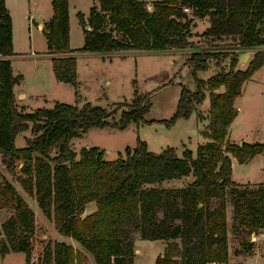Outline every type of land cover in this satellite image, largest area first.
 I'll return each mask as SVG.
<instances>
[{"label":"trees","instance_id":"obj_1","mask_svg":"<svg viewBox=\"0 0 264 264\" xmlns=\"http://www.w3.org/2000/svg\"><path fill=\"white\" fill-rule=\"evenodd\" d=\"M95 1L87 23L81 12L76 13L83 33L77 50L191 47L192 19L204 16L205 40L228 37L241 51L264 43V0H155L150 9L144 0ZM51 6L52 15L42 29L52 54L51 70L56 80L76 85L75 57L63 54L70 50L67 0H51ZM11 53V19L0 0V160L9 172L21 160L22 188L56 231L75 240L94 264H133L135 232L142 239L167 241L155 264L226 262L227 199L235 228L246 235L264 232V184L241 186L231 178V157L246 162L263 151L264 142H225L237 113L234 100L243 82L263 64V51H255L244 69L235 68L238 57L232 56L227 69L206 79L197 78L195 71L208 67L207 58L226 53L195 48L189 53L185 62L193 65L195 89L180 84L175 110L164 121L188 116L207 90V123L201 130L205 140L194 155L184 148L177 156L172 147L155 153L136 138L133 147L124 148V156L119 153L113 160H106L97 146H82L76 157L70 139L94 127L123 129L130 122L147 121L143 115L150 107L149 93L135 90L129 102L112 103L109 109L90 101L79 106L55 101L49 108L26 112L15 102L13 85L21 75L12 73ZM118 109V120L111 122ZM27 129L32 136L25 138L24 146H15L16 134ZM189 174L193 178L183 186L162 185ZM89 202L95 209L84 213ZM0 207L12 208L0 223V254L23 252L27 264L34 246V212L1 172ZM84 262L71 244L55 240L44 246L43 264Z\"/></svg>","mask_w":264,"mask_h":264},{"label":"rangeland","instance_id":"obj_2","mask_svg":"<svg viewBox=\"0 0 264 264\" xmlns=\"http://www.w3.org/2000/svg\"><path fill=\"white\" fill-rule=\"evenodd\" d=\"M7 1L10 19L13 21V25L11 21V67L16 74L30 75L33 68L32 59L43 58L46 55L45 36H43V32L36 29L35 23H31V32H28L26 21L22 18L27 0ZM82 1L74 0V3L81 5ZM144 1L151 5L155 0ZM76 13L77 11L70 18L71 42L74 47L80 48V26L77 25ZM194 19L192 20L194 21ZM197 24L200 26V23L197 22ZM194 25L191 26L193 31L189 37L190 41L192 38V46L185 47L187 49L184 52L178 51L176 47L170 48L171 53L151 49H128L103 58L99 53L77 50L80 52L77 57V85L65 83L62 85L63 88H48L45 94L34 92L23 100L25 106H21V99L15 97L16 105L19 108L22 107L26 112H31L38 107H51L56 99L78 106L79 101L85 99L92 104L109 109L112 107V103L129 102L135 90L138 93L148 92L150 107L143 117L149 120L152 118L151 121L130 122L123 129L112 126L90 128L81 136L70 139V146L76 152V157L82 146H97L103 150V157L106 160H113L119 152L124 156V148L126 146L133 147L136 138L144 140L147 149L155 153L166 147H172L177 156H181L184 148H188L194 155L197 145L204 141L201 129L204 123H207V94L200 103L194 105L188 116L177 117L171 123L164 121L168 120L175 110L180 84L190 90L195 89V81L191 74L193 65L184 64L186 61L184 57H188L194 48L206 51H224L225 56L207 58L208 67L195 71L197 78L206 79L214 71L227 69L232 56L238 57L241 52L245 51L249 53L244 62L238 63L237 61L235 65V68L240 66L244 69L255 51L264 52L263 42L253 48L241 51L234 47L228 37L213 41L205 40L200 29ZM207 25L208 19L200 27L203 29ZM170 81H176V83ZM22 84L23 88H27L29 83L25 80ZM222 88L220 86L218 90H222ZM62 91V95L57 94ZM234 107L237 113L229 124L225 142H264V64L243 82L240 95L234 100ZM119 112L120 109L109 120L117 121ZM31 136L30 129L17 133L14 139L15 146H24L25 138ZM231 159L233 160L231 161L233 181L241 186L264 184V149L244 163H238L235 158ZM20 166L21 160L18 159L15 161L14 170L9 172L0 160V172L12 183L26 204L36 212L33 234L35 243L45 245L47 242L55 241V237L59 234L54 228L52 220L41 213L34 197L22 188L19 181L24 175L19 171ZM192 178V175L189 174L182 178L166 180L162 185L166 187L183 186ZM85 206L84 208L88 209V212L95 209L94 202H89L87 207ZM11 212V207H0V223ZM226 224L227 260L210 264H264V239L262 237L264 232L246 235L241 229L235 228L232 221L231 204L228 199L226 201ZM74 242L76 241L74 240ZM166 242L162 239H142L138 232L133 233V264H155V258L162 253ZM83 258L85 264H93L86 255H83ZM24 262L25 254L23 252L8 251L0 256V264H24Z\"/></svg>","mask_w":264,"mask_h":264},{"label":"crops","instance_id":"obj_3","mask_svg":"<svg viewBox=\"0 0 264 264\" xmlns=\"http://www.w3.org/2000/svg\"><path fill=\"white\" fill-rule=\"evenodd\" d=\"M4 2H5L6 7L9 9L8 1L4 0ZM81 3L82 4L80 5L78 3H74V0H67V8H68V43H69V49L70 50L65 51L63 53V54H72L75 57L76 80H77V75H78V73H77L78 72V60H77V57H78L80 52L77 51L78 47H74V45L71 42L70 18H71V15H73V13L75 11L81 12L82 15H83L85 23H87V19H88V15H89V8L91 6H93V5L97 6V2L95 0H83ZM147 7L150 9L151 5L147 4ZM23 10L24 11L22 13V18L26 21L28 32L29 33L31 32V23H35L36 27H37L36 29H38L39 31L42 32V29H43V27L45 25V22H47L49 20V18L51 17V15H52L51 0H27L26 5H25ZM206 19H207V16H204L201 19L195 18L194 21H193L194 24H195L194 27L196 26L198 29H200L199 30L200 33L208 26V25L205 26L203 29H201V27H200L201 24L203 25V23L205 22ZM25 21H24V23H25ZM197 22L200 23V26H198V24L196 25ZM78 24L79 23H77V25ZM12 25H13V21H12ZM85 27L89 28L87 24L85 25ZM79 31H80V38H81L80 40H81V45H82V43H83V33H82L81 26L79 27ZM192 31H193V29H191V32ZM190 39L192 41V38H190ZM186 49L187 48H181V49H178V51L184 52ZM195 49H200V48H195ZM159 51L160 52H170L171 50L167 49V50H159ZM93 53H99V55L104 58L105 56H109V55H111L113 53H121V52L118 51V52H112V53H101V52H93ZM51 56H52L51 53L46 52V55L43 56V58L37 57L35 59H32L31 62H32V67L33 68H32V72H31L30 75H24V74L19 73L21 75V79H20V81L18 83L13 85V91H14L15 97L16 98L19 97L21 99L20 100L21 101L20 102L21 106H25V104L23 103V100L27 96L33 94L34 92L38 91V92H40L42 94L43 93L45 94L46 93L45 91L48 90V88H50V87H54V88H58V89L59 88H63L62 85H64L66 82H61V81L56 80L54 78L53 73H52L51 61H50ZM11 57H12V55L11 56L9 55L8 59L10 60ZM186 58H187V56L184 57V60ZM184 64L187 65V63H185V61H184ZM263 64H264V62H263ZM10 65H11V61H10ZM236 68H240V66H237ZM11 69H12V73L16 74V73H14L12 67H11ZM240 69H242V68H240ZM215 72L216 71H214V73ZM25 80H27L28 83H29L27 88H23L24 85L22 83ZM170 82L171 83H176V81L175 82L170 81ZM179 91H180V88H179ZM57 94L62 95L63 91L59 92ZM178 96H179V92H178ZM56 101H58V100L56 99ZM85 101H88V100L83 99V100L79 101L80 102L79 105H81ZM59 102H63V101H59ZM144 119L149 120L147 118H144ZM204 126H205V123L203 125V128H204ZM203 139L205 140V138H203ZM119 153H121V152H119ZM231 158H234V157H231ZM231 161H233V160L231 159ZM88 204L89 203H86L85 207H87ZM84 209H85L84 213H90V212H88V209L87 210H86V208H84ZM34 216H36V212H34ZM262 235H263L262 237L264 239V233H262ZM55 239L57 241H63L65 243H67V244H71L75 249L81 251V253L83 255H86L88 257L89 261L93 262L92 259H91V256L86 251L82 250L80 245L78 243L74 242V240L71 237L59 234V236H56Z\"/></svg>","mask_w":264,"mask_h":264},{"label":"built area","instance_id":"obj_4","mask_svg":"<svg viewBox=\"0 0 264 264\" xmlns=\"http://www.w3.org/2000/svg\"><path fill=\"white\" fill-rule=\"evenodd\" d=\"M184 10H187V8H184ZM34 240V238H33ZM46 244V243H45ZM44 246L36 244L34 241L33 249L28 257L27 264H43V258H44ZM1 256V254H0Z\"/></svg>","mask_w":264,"mask_h":264},{"label":"water","instance_id":"obj_5","mask_svg":"<svg viewBox=\"0 0 264 264\" xmlns=\"http://www.w3.org/2000/svg\"><path fill=\"white\" fill-rule=\"evenodd\" d=\"M248 56H249V53L248 52H242L239 56H238V59H237V61H238V63H242V62H244L247 58H248ZM239 144H241V142H238Z\"/></svg>","mask_w":264,"mask_h":264}]
</instances>
